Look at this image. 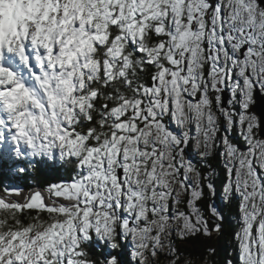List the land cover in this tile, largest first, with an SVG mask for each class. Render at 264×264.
I'll list each match as a JSON object with an SVG mask.
<instances>
[{
  "label": "snow or ice",
  "instance_id": "6c2138e0",
  "mask_svg": "<svg viewBox=\"0 0 264 264\" xmlns=\"http://www.w3.org/2000/svg\"><path fill=\"white\" fill-rule=\"evenodd\" d=\"M258 98L264 0H0V162L65 173L0 189V264H215L212 158L264 264Z\"/></svg>",
  "mask_w": 264,
  "mask_h": 264
},
{
  "label": "trees",
  "instance_id": "16d2710c",
  "mask_svg": "<svg viewBox=\"0 0 264 264\" xmlns=\"http://www.w3.org/2000/svg\"><path fill=\"white\" fill-rule=\"evenodd\" d=\"M205 168H207L204 165ZM10 163L0 162V189L5 185L11 187H19L27 193L35 187H44L51 182L59 180L65 176L62 171L41 170L37 168L34 172L26 173L23 176H18L9 171ZM223 181L221 180V183ZM220 183V184H221ZM209 201L206 199L203 204L206 205ZM203 206V205H202ZM238 202L232 200L227 205L222 207V213L225 216L224 233L220 237H213L209 241L192 240L189 243L182 245L187 250L203 249L204 245L211 243L217 249V255L214 257L215 264H226V261L231 260L233 264H239L238 255L236 252V241L233 238L234 229L237 226L233 217L238 216ZM227 210V211H226Z\"/></svg>",
  "mask_w": 264,
  "mask_h": 264
},
{
  "label": "rangeland",
  "instance_id": "374dc122",
  "mask_svg": "<svg viewBox=\"0 0 264 264\" xmlns=\"http://www.w3.org/2000/svg\"><path fill=\"white\" fill-rule=\"evenodd\" d=\"M206 167H209L211 166L212 168L216 169V187H217V194L214 198V200L212 202L215 203L216 207L222 212V207L224 205H227L228 203L230 202H225L223 199H222V192H221V189H222V184L223 182L221 183V180L223 181L224 180V176H223V169L221 167V160L219 158H212L210 159L206 164H205ZM221 183V184H220ZM236 202H238V200H236ZM227 211V210H226ZM237 217L238 216H235L232 218L233 221H235V224L237 225ZM220 237V236H219Z\"/></svg>",
  "mask_w": 264,
  "mask_h": 264
},
{
  "label": "water",
  "instance_id": "95a60500",
  "mask_svg": "<svg viewBox=\"0 0 264 264\" xmlns=\"http://www.w3.org/2000/svg\"><path fill=\"white\" fill-rule=\"evenodd\" d=\"M256 111L257 112L264 111V98H258Z\"/></svg>",
  "mask_w": 264,
  "mask_h": 264
}]
</instances>
